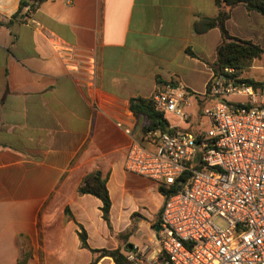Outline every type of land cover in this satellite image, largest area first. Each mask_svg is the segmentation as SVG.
Segmentation results:
<instances>
[{"label":"crops","instance_id":"obj_1","mask_svg":"<svg viewBox=\"0 0 264 264\" xmlns=\"http://www.w3.org/2000/svg\"><path fill=\"white\" fill-rule=\"evenodd\" d=\"M21 1L0 0V264H17L22 254L30 255L28 264L59 254L63 261L50 264H69L84 251L78 226L92 250L104 248H91L92 237L107 244L117 238V247L132 246L127 253L147 247L151 261L164 199L155 182L124 169L133 143L154 149L129 100L152 98L173 80L203 109L212 105L205 94L221 36L217 28L195 33L194 26L202 30L218 7L214 0H39L20 19ZM254 13L233 8L229 35L262 42L264 23ZM63 48L73 49L71 60ZM88 58L96 67L91 85ZM254 61L246 70H261ZM245 71L241 79L264 82V73L254 80ZM191 98L185 121L166 115L168 132L211 131L208 120L196 122ZM96 173L106 180L110 229L100 202L77 192ZM113 221H124V232Z\"/></svg>","mask_w":264,"mask_h":264},{"label":"built area","instance_id":"obj_2","mask_svg":"<svg viewBox=\"0 0 264 264\" xmlns=\"http://www.w3.org/2000/svg\"><path fill=\"white\" fill-rule=\"evenodd\" d=\"M63 53L67 60L75 55L71 48ZM85 65L91 85L93 58ZM229 95L250 101L231 104L224 100ZM208 96L213 103L202 110L212 125L207 135L152 130L144 136L152 151L137 143L127 151L125 171L158 186H172L189 174L182 191L164 200L151 264H264V86L253 89L214 78ZM190 98L173 80L152 96L159 112L179 122L187 118ZM146 252L147 247H133L126 260L142 264Z\"/></svg>","mask_w":264,"mask_h":264},{"label":"trees","instance_id":"obj_3","mask_svg":"<svg viewBox=\"0 0 264 264\" xmlns=\"http://www.w3.org/2000/svg\"><path fill=\"white\" fill-rule=\"evenodd\" d=\"M218 7V16L214 19H205L202 21V30L194 26L195 33L206 32L212 28H217L220 32L221 41L216 48L215 61L209 65L215 79L230 81L232 80L235 85H244L253 89H258L264 86V82H256L250 79H241L240 75L243 71L248 69L254 60L261 59L264 56V48L251 41L234 38L229 35L226 30L225 24L230 17V12L237 6H242L248 12H256L264 17V0H214ZM39 0H22L20 2L16 18L23 19L25 16H20L25 7L29 8V12L34 11ZM15 17V16H14ZM189 53V52H188ZM192 57L194 55L189 53ZM231 69L232 73L225 70ZM161 84V82H158ZM210 91V83L207 85L206 94L208 96ZM129 110L137 118H142L144 121L143 133L148 131H158L165 133L169 128V121L164 112H159L152 98L135 97L129 100ZM170 132V131H169ZM197 170L201 167L195 166ZM189 178V174L181 175L172 186H158V191L166 200L171 194L182 191L184 185ZM77 192L80 195H90L100 202V212L102 220L110 229L109 214L111 209V201L106 186V180L100 174L87 175ZM78 238L82 249L88 250L94 258L88 264H97L103 258H110L113 264H130L126 260V253L131 245L126 244L116 249H97L92 250L87 244V237L85 230L78 226ZM30 255L22 254L18 259L17 264H28Z\"/></svg>","mask_w":264,"mask_h":264},{"label":"rangeland","instance_id":"obj_4","mask_svg":"<svg viewBox=\"0 0 264 264\" xmlns=\"http://www.w3.org/2000/svg\"><path fill=\"white\" fill-rule=\"evenodd\" d=\"M255 16H258L260 18V21L264 23V17H262L260 14L258 13H254ZM256 41V42H255ZM255 44H259L261 47L264 48V40L262 42H258L257 40H253L252 41ZM254 64L256 66H261V70H256V69H252V70H246L244 72V76L254 79V80H260L261 76L264 73V56L260 59V60H255ZM206 102L208 100H211L212 98H210L209 96H206ZM224 100L227 101L228 103L231 104H238V105H243V104H248L250 101V98H248L247 96H237V95H229V96H225ZM191 103L193 105V107L190 109L192 114L194 116L197 117V121L200 124H205L207 122V119L205 118V116L202 114V110H203V106H200L197 102L196 99L194 97L191 98ZM206 107H209L206 104ZM195 110H197L196 112H194ZM195 113V114H194ZM116 228L117 231L123 230L124 232V227H125V222L124 221H117L114 222L113 224ZM78 236V233H77ZM117 238H112L109 243L107 244V241L103 240L98 241L97 239L93 238L90 240V247L91 248H97V247H103L106 249H114L117 246H119L120 244L117 242V240H115ZM79 240V238H78ZM101 244V246H100ZM80 250V249H79ZM84 251H80L79 253L73 254L70 256V262L69 264H88L93 258L94 256H92V254L88 251L83 249ZM59 259V262L63 261V256L59 255H40L38 256L39 258V262L40 264H44V261H46L48 264H50L51 262H53L55 259L57 260V258ZM97 264H113V261L110 258H103L101 260H99V262ZM142 264H151V262L147 259L144 260Z\"/></svg>","mask_w":264,"mask_h":264},{"label":"water","instance_id":"obj_5","mask_svg":"<svg viewBox=\"0 0 264 264\" xmlns=\"http://www.w3.org/2000/svg\"><path fill=\"white\" fill-rule=\"evenodd\" d=\"M159 230V227L157 228V231Z\"/></svg>","mask_w":264,"mask_h":264}]
</instances>
